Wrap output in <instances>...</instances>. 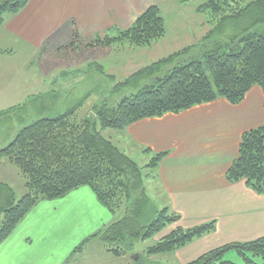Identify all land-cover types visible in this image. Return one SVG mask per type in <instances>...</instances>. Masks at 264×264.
Returning <instances> with one entry per match:
<instances>
[{
    "label": "trees",
    "instance_id": "obj_1",
    "mask_svg": "<svg viewBox=\"0 0 264 264\" xmlns=\"http://www.w3.org/2000/svg\"><path fill=\"white\" fill-rule=\"evenodd\" d=\"M28 1L0 0V26L7 14L20 11ZM195 10L206 16L209 25L196 44L200 57L191 53L194 45H189L122 80L106 74L114 81L113 93L119 97L90 107V116H79L80 101L64 110L56 104L58 109L54 107L51 114L35 117L36 112L44 114L51 109L34 97L0 110V116L21 110L13 135L0 147V159L19 169L26 188L16 199L14 189L0 181V243L39 202L62 198L83 185L90 187L108 211H121V215L84 237L71 253L97 238L106 252L122 256L123 244L153 237L158 238L145 249L147 255L173 253L214 230V219L183 227L174 224L180 214L170 208L152 210L142 168H156L168 151L152 152L150 161L140 166L100 130H122L140 119L178 113L218 98L238 104L254 86L264 93V0H204ZM164 34L160 9L152 4L128 27L116 29L114 34L98 33L83 44L94 48L125 42L130 47H143ZM77 38L73 29L68 47L75 46ZM91 65L89 61L87 66ZM95 67L104 72L103 65L95 63ZM224 177L228 182L244 181L254 192L264 194V121L241 133L236 156ZM153 213L155 218H151ZM229 251H235L242 262L225 258ZM185 264H264V235L224 243Z\"/></svg>",
    "mask_w": 264,
    "mask_h": 264
},
{
    "label": "crops",
    "instance_id": "obj_2",
    "mask_svg": "<svg viewBox=\"0 0 264 264\" xmlns=\"http://www.w3.org/2000/svg\"><path fill=\"white\" fill-rule=\"evenodd\" d=\"M164 1L29 0L20 11L7 14L0 26V49L3 50L0 52V99L16 98L22 103L34 97L37 103L46 105L49 95H62L52 89L43 91L48 68L57 71L59 64L65 66L69 61V66L73 60L80 62L91 51L108 52L109 47L87 48L83 43L98 33L114 34L116 29L128 27L146 7ZM73 29L78 38L75 46L68 47ZM18 52L21 53L19 57L22 56L21 62L15 64ZM48 53L53 56V64L44 59ZM35 83L37 93L27 92V89L19 92L26 85L34 86ZM38 95L42 98L38 99ZM263 121L264 93L254 86L238 104L218 98L178 113L143 118L119 130L117 146L125 153L128 149L144 151L145 148L151 150L145 153L168 151L156 167L154 180L160 179L162 189L172 199L171 210L179 213L180 219L183 220L186 205L194 210L191 213L194 215L199 214L201 205L211 206L210 214L200 217L199 223L214 219L215 228L173 252L182 264L224 243L264 235V194L254 192L244 181L228 182L224 177L236 156L241 133ZM67 195L64 197H69ZM181 198H185L186 205L182 204ZM33 209L28 214L31 216L27 215L0 243V264H38V253L31 252L38 249V230L32 234V229H28L34 217ZM191 217L194 220L191 225L181 226L198 224L195 220L199 216ZM104 224V220L96 223V227L90 223L94 229L90 227L88 232ZM32 235L35 240L30 237ZM57 243H61V239L51 246ZM199 243L205 246L203 251L184 255L189 246ZM65 250L59 264H64L68 258Z\"/></svg>",
    "mask_w": 264,
    "mask_h": 264
},
{
    "label": "rangeland",
    "instance_id": "obj_3",
    "mask_svg": "<svg viewBox=\"0 0 264 264\" xmlns=\"http://www.w3.org/2000/svg\"><path fill=\"white\" fill-rule=\"evenodd\" d=\"M202 1L204 0H191L184 3L175 0L159 2L157 5L164 20L165 34L150 46L130 47L125 42L114 44L109 47L106 53L91 51L80 62L73 60L69 66L67 65L69 61L66 62L65 66L59 64L57 71L48 68L49 71L44 74L43 91L52 89L60 91L62 95H49V100H46L45 103L50 106L51 111L44 114L36 112L35 117L51 114L57 108L56 104L59 105L58 108L61 107L60 109L64 110L80 101H82V106L78 111L79 116H90L91 114L88 115L90 107L99 105L104 101H113L119 97V93H113L114 81L105 76L106 74L112 73L115 77L114 80H122L134 70L189 45H194L191 53L200 57L202 52L199 45L197 47L196 44L209 28L206 23V16L195 10V7ZM19 55L21 53L18 52L16 56L19 57ZM21 57L16 58L14 63L19 64ZM52 57V54L48 53L44 59L53 64ZM80 58L82 59V57ZM89 61L92 63L90 68L87 66ZM95 63L103 65V73L97 71ZM32 86L28 84L19 92H24L27 89V92L37 93V83L33 86L34 88ZM18 101L16 98L0 99V109L15 105ZM20 111L17 110L14 113H9V115L0 116V147L6 145L13 135L12 133L18 124L17 119ZM100 130L102 135L118 145L117 141L121 134L118 129L105 128ZM126 153L140 166L148 163L153 156L151 153H145L138 149H128ZM156 169L142 168L144 187L150 199L151 208L152 210H160L163 207L171 209L172 199L162 189L160 179L154 180L157 176ZM0 181L9 184L14 189L16 199L20 198L26 191L25 179L19 169L3 158L0 159ZM72 192V195H67L69 196L67 198L43 201L37 205L38 207H35L36 210L33 209L32 215L34 217L30 220L28 229H32V234L38 230V249L31 250L34 254L38 253V264H59L65 249L68 258L64 264H182L175 253L146 254L145 249L153 244L158 237L145 240L134 239L129 243V246L126 245L127 243L123 244L125 254L122 256H114L106 252L97 238L90 239L81 251L71 253L74 247L79 245L80 241L90 233L88 232L92 228L90 223L96 227V223L104 220L108 225L121 215V211L112 214L102 206L88 185H83ZM181 201L183 205H186L185 198H181ZM210 210L211 206L205 208L204 205H201L200 208L198 207L199 214L194 215L191 214L194 210L186 205L183 220L179 218L174 224L191 225L194 221L191 216H199L195 220L199 223L202 219L200 217L208 216ZM155 217L156 214L153 213L151 218ZM64 233H67L65 238H63ZM30 237L34 239L35 235ZM58 239H61V243L51 246ZM204 248L203 243H199L197 246L193 244L184 251V255L190 256L198 253V251H203ZM225 258L237 263L242 262L235 251H229Z\"/></svg>",
    "mask_w": 264,
    "mask_h": 264
}]
</instances>
